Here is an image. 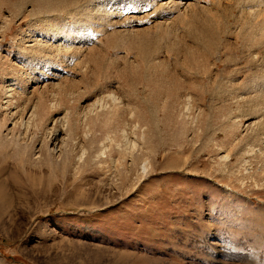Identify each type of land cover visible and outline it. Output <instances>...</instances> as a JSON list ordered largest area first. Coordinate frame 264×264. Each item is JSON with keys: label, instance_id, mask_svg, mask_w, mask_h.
I'll return each mask as SVG.
<instances>
[{"label": "rangeland", "instance_id": "1", "mask_svg": "<svg viewBox=\"0 0 264 264\" xmlns=\"http://www.w3.org/2000/svg\"><path fill=\"white\" fill-rule=\"evenodd\" d=\"M71 1L0 0V264H264V0Z\"/></svg>", "mask_w": 264, "mask_h": 264}, {"label": "bare ground", "instance_id": "2", "mask_svg": "<svg viewBox=\"0 0 264 264\" xmlns=\"http://www.w3.org/2000/svg\"><path fill=\"white\" fill-rule=\"evenodd\" d=\"M42 1H43V0H42ZM52 1H53V0H52ZM57 1L59 2V4H61V2H60L61 0H57ZM62 1H63V0H62ZM68 1H69V0H68ZM72 1H73V0H72ZM72 1H71V3L74 4ZM79 1H80V0H79ZM49 2H50V1H49ZM53 3H54V2H53ZM53 3H52V4H53ZM75 3H76V1H75ZM55 4H56V3H55ZM63 4H64V3H63ZM67 4H68V3H67ZM67 4H66V5H67ZM252 4H253V3H252ZM56 6H57V4H56ZM56 6H55V7H56ZM58 6H59V5H58ZM62 6H63V5H62ZM72 6H73V5H72ZM47 7H48V6H47ZM50 7H51V9H53V7H52L51 5H50ZM55 7H54V9H55ZM65 7H66V6H65ZM67 7L69 8L68 5H67ZM63 8H64V7H63ZM252 9H253V8H252ZM49 10H50V9H49ZM66 10H67V9H66ZM50 11H54V10H50ZM202 24H203V23H202ZM204 25H205V24H204ZM204 25H203V26H204ZM203 26L201 25V28L196 27V29H197V30H198V29H201V32H202V30H205V27L207 28V26H205L204 29H202ZM194 27H195V26H194ZM199 27H200V26H199ZM197 30L195 31V34L198 33V35L196 34L197 36L191 33V32H193L194 30H192L190 33H191V35H192L193 37H195V38L200 37V38H199L198 40H196V41L198 42V41L200 40L199 42H201V40H202V39H201V38H202L201 36H202V33H203V32L201 33V32L199 31V32L201 33V36H199L200 34H199V32H198ZM207 30H208V32H209V29H207ZM210 30H211V29H210ZM208 32H207V33H208ZM193 33H194V32H193ZM207 33H205V35H210V34H207ZM205 35H204V36H205ZM207 37H208V36H207ZM193 40H194V39H193ZM196 41H195V42H196ZM213 41H214V40H213ZM213 41H212V42H213ZM158 42H159V41H158ZM203 42H204V41H203ZM142 45H143V44H142ZM142 45H141V46H142ZM212 45H213V44H212ZM145 46H146V45H145ZM150 46H151V45H150ZM151 47H152V46H151ZM151 47H149V48H151ZM143 48H144V46H143ZM143 48L141 47V49H143ZM146 48H147V46H146ZM205 48H206V47H205ZM148 50H149V49H148ZM146 51H147L146 49H145V50L143 49V53H145ZM141 52H142V51H141ZM147 53H148V51H147ZM147 53H146V54H147ZM189 53H190V52H189ZM141 54H142V53H141ZM184 54H185V53H184ZM143 55L145 56V54H143ZM149 60H150V59H149ZM214 94H215V93H214ZM211 98H212V97H211ZM154 114H155V113H154ZM55 140H56V141L54 142V144L56 145V144L59 142V140H58V138H55Z\"/></svg>", "mask_w": 264, "mask_h": 264}]
</instances>
